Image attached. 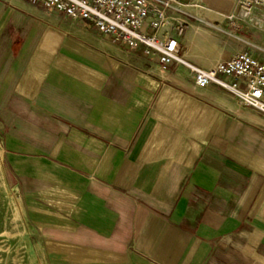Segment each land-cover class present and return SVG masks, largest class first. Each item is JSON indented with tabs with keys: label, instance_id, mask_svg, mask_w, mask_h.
<instances>
[{
	"label": "crops",
	"instance_id": "0c3cea01",
	"mask_svg": "<svg viewBox=\"0 0 264 264\" xmlns=\"http://www.w3.org/2000/svg\"><path fill=\"white\" fill-rule=\"evenodd\" d=\"M191 25L188 63L236 53H194ZM187 71L0 0V139L47 264H264V119Z\"/></svg>",
	"mask_w": 264,
	"mask_h": 264
},
{
	"label": "built area",
	"instance_id": "2783aa9c",
	"mask_svg": "<svg viewBox=\"0 0 264 264\" xmlns=\"http://www.w3.org/2000/svg\"><path fill=\"white\" fill-rule=\"evenodd\" d=\"M28 1L70 19L87 20L114 43L129 49L142 47L151 61L166 67L179 63L181 47L175 35L183 32L186 23L180 15L182 5L193 0ZM252 1H243L245 15L251 13ZM191 78L196 86L221 87L240 105L264 115V61L252 52L239 50L210 68L196 67Z\"/></svg>",
	"mask_w": 264,
	"mask_h": 264
},
{
	"label": "rangeland",
	"instance_id": "374dc122",
	"mask_svg": "<svg viewBox=\"0 0 264 264\" xmlns=\"http://www.w3.org/2000/svg\"><path fill=\"white\" fill-rule=\"evenodd\" d=\"M244 0H234V9L231 15L222 22L214 21L209 24L198 18L195 14L182 7L181 17L185 19L184 30L176 34L180 44V55L184 53L182 39L189 24H197L208 28L218 38L223 51L233 53L244 50L252 52L264 61V0H253V8L249 15ZM202 3V2H201ZM204 6L206 3H202ZM173 33V31L171 32ZM156 64V63H155ZM168 68L177 72L179 68L186 69L184 65L175 63ZM186 71V70H185ZM188 75L190 70L188 69ZM229 99L236 100L231 93L222 90ZM251 113L264 119V115L242 106ZM0 264H47L34 231L26 224L22 201L17 184L9 167L5 162L3 144L0 139Z\"/></svg>",
	"mask_w": 264,
	"mask_h": 264
},
{
	"label": "bare ground",
	"instance_id": "6f19581e",
	"mask_svg": "<svg viewBox=\"0 0 264 264\" xmlns=\"http://www.w3.org/2000/svg\"><path fill=\"white\" fill-rule=\"evenodd\" d=\"M202 1L204 0H193L190 3L183 5V7L187 11L200 17L202 20L207 19L208 21L211 22L213 19H218L219 21H223V19L226 17V13L216 10L214 7L204 6L201 3ZM216 4L218 6H221L222 3L221 1H218ZM229 16L230 15H228V17ZM188 38L191 43L190 49L197 54H201L203 50L216 46L217 38L211 34L209 29L202 28V26L199 25H195V24L191 25V29L188 31ZM179 63L184 65L186 69H189L190 74L192 69L197 67L194 66L193 64L188 63L186 60L182 58V56L179 59Z\"/></svg>",
	"mask_w": 264,
	"mask_h": 264
}]
</instances>
